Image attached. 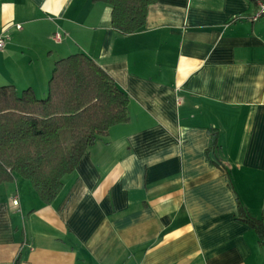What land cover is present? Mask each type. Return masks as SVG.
<instances>
[{
	"label": "crops",
	"instance_id": "crops-1",
	"mask_svg": "<svg viewBox=\"0 0 264 264\" xmlns=\"http://www.w3.org/2000/svg\"><path fill=\"white\" fill-rule=\"evenodd\" d=\"M258 2L159 0L122 35L100 2L0 0V87L46 99L56 62L84 54L130 98L129 121L88 149L53 204L21 177L0 186V264H264L238 220V201L264 218Z\"/></svg>",
	"mask_w": 264,
	"mask_h": 264
},
{
	"label": "trees",
	"instance_id": "trees-1",
	"mask_svg": "<svg viewBox=\"0 0 264 264\" xmlns=\"http://www.w3.org/2000/svg\"><path fill=\"white\" fill-rule=\"evenodd\" d=\"M93 1L112 8V26L122 35L142 31L149 8L159 2ZM129 104L126 92L84 54L56 62L46 99H38L32 89L19 94L14 86L0 87V186L21 177L31 182L44 204H53L64 178L76 171L88 149L113 126L129 121ZM210 135L211 150L217 151L219 133L211 130ZM238 203V220L254 230L264 246V218Z\"/></svg>",
	"mask_w": 264,
	"mask_h": 264
},
{
	"label": "built area",
	"instance_id": "built-area-1",
	"mask_svg": "<svg viewBox=\"0 0 264 264\" xmlns=\"http://www.w3.org/2000/svg\"><path fill=\"white\" fill-rule=\"evenodd\" d=\"M263 17H264V0H260L258 2V10L252 19H253V21H258ZM57 38H59V35H57ZM4 45H5V39L0 38V49H2L4 47ZM14 204H18V201L15 200Z\"/></svg>",
	"mask_w": 264,
	"mask_h": 264
}]
</instances>
